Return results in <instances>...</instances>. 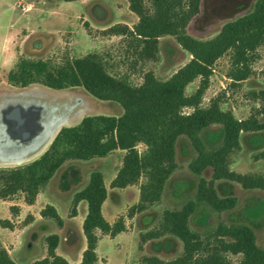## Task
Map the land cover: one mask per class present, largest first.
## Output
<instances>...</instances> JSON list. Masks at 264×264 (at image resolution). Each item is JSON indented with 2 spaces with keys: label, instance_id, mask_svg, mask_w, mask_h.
Returning <instances> with one entry per match:
<instances>
[{
  "label": "trees",
  "instance_id": "trees-1",
  "mask_svg": "<svg viewBox=\"0 0 264 264\" xmlns=\"http://www.w3.org/2000/svg\"><path fill=\"white\" fill-rule=\"evenodd\" d=\"M126 1L139 22L133 28L118 24L109 29L110 33L132 39L130 46L142 60H156L160 39L173 36L190 54V61L167 80L158 79L150 71L143 83L135 86L125 78L112 75L97 54L56 67L45 61L20 60L8 74L11 86L27 88L39 84L53 90L83 87L101 101L118 103L124 112L121 116L84 117L78 125L63 127L38 160L13 169H1L0 199L23 194L25 203L34 205L66 162L90 161L123 151L122 166L111 187L125 189L145 179L140 186V202L130 209L132 218L162 200L168 181L178 169V140L186 137L196 152L189 165L190 171L199 178L196 194L182 208L164 211L158 230L143 235L144 241L174 236L183 244V253L168 262L157 257L144 258V264H233L228 255L241 256L239 264H264V248L258 245L251 227L220 222L215 230L203 235L190 226L200 206L217 213L237 207V197L220 196L216 188L219 181L238 184L245 190H264V174H242L231 169L232 155L241 150L242 134L264 130V122L259 119L264 116V90L254 94L261 106L245 120L223 110L218 100L202 107L213 68L225 55L230 54L229 78L233 82H242L252 75V64L264 45V0H256L246 15L225 24L209 40L197 39L187 31L190 22L200 13L202 0ZM198 79V89L187 96L188 86ZM186 108L193 111L186 113ZM214 125L222 127L223 139L217 147L208 148L202 135ZM139 145L146 147L144 152L139 151ZM255 158L264 160V152ZM208 171L212 173L210 180L204 176ZM107 199L108 188L99 171L92 172L88 184L74 195L72 217L77 216L80 202L88 204L83 223L87 248L80 264L98 262V231L116 237L126 230L123 218L114 224L106 219L103 206ZM41 216L59 227L64 225L52 205H47ZM59 243L58 235L48 236L47 257L32 264H71L57 254ZM0 264L17 263L8 250L0 248Z\"/></svg>",
  "mask_w": 264,
  "mask_h": 264
},
{
  "label": "rangeland",
  "instance_id": "rangeland-1",
  "mask_svg": "<svg viewBox=\"0 0 264 264\" xmlns=\"http://www.w3.org/2000/svg\"><path fill=\"white\" fill-rule=\"evenodd\" d=\"M255 2L202 0L200 13L187 27L188 34L200 40L212 39L225 24L246 15ZM138 22V16L131 11L126 0H0V115L4 109L17 104L44 106L39 114L40 120L47 121L58 115L69 116V123L64 127L78 125L84 117L92 115L121 116L124 110L118 103L101 101L83 87L53 90L34 84L17 88L8 83V74L23 59L45 61L56 67L97 54L112 75L139 86L147 72L152 71L158 79L167 80L190 61V54L173 36L160 39L156 60H142L130 46L132 39L109 32L118 24L133 28ZM213 69L202 107L218 100L223 110L232 111L238 119L245 120L255 114L261 104L254 94L264 90V45L258 51V58L252 64L253 73L247 80L233 82L229 78L230 54L222 57ZM199 85L200 79L189 85L187 96L193 95ZM79 99L81 102L77 103ZM184 111L191 113L193 110L186 108ZM259 119L264 122V116H259ZM223 135L222 127L214 125L202 137L208 148H214L222 142ZM138 149L144 152L146 147L139 145ZM45 152L31 157L22 165L0 163V170L28 165ZM262 152L264 130L243 133L241 150L232 155L231 169L242 174H264V160L255 158ZM124 155L125 152L117 151L110 157L90 162H67L50 187L42 190L39 201L32 208L27 207L31 205L25 203L23 194L0 199V248L8 250L17 264H31L39 260L43 246L47 245V237L58 233V225L43 218L40 212L47 206L45 201L50 199L52 206H59V214L67 222L66 231L72 230L74 234L72 242H63L58 252L71 264H79V258L87 247L83 223L88 204L84 203L78 218L72 217L73 198L88 184L91 173L99 171L103 173L108 188V199L104 205L107 220L114 224L123 218L126 224V230L115 238L99 233V264H144V258L149 257L168 262L181 256L183 244L174 236L144 241L143 235L158 230L164 211L180 209L195 196L199 178L189 169L196 156L190 141L186 137L178 140V169L168 181L162 200L132 218L129 212L140 202V186L145 179L126 189L111 187ZM204 176L210 180L211 171ZM216 188L222 197H237V207L217 213L205 205L200 206L190 220L191 228L206 235L215 230L220 222L247 225L255 231L258 245L264 248V190H245L226 181L217 182ZM228 258L233 264H239L241 260V256L228 255Z\"/></svg>",
  "mask_w": 264,
  "mask_h": 264
},
{
  "label": "bare ground",
  "instance_id": "bare-ground-1",
  "mask_svg": "<svg viewBox=\"0 0 264 264\" xmlns=\"http://www.w3.org/2000/svg\"><path fill=\"white\" fill-rule=\"evenodd\" d=\"M80 102V99L77 100V103ZM43 108L44 106L17 104L2 111L0 115L1 164L22 165L31 157L42 154L52 144L59 131L69 123V116L58 114L57 117L41 121L39 114Z\"/></svg>",
  "mask_w": 264,
  "mask_h": 264
},
{
  "label": "crops",
  "instance_id": "crops-1",
  "mask_svg": "<svg viewBox=\"0 0 264 264\" xmlns=\"http://www.w3.org/2000/svg\"><path fill=\"white\" fill-rule=\"evenodd\" d=\"M117 152V151H116ZM115 153V152H114ZM113 154V153H112ZM111 154V155H112ZM111 155H109V157L111 156ZM108 157V158H109ZM107 158V159H108ZM96 159H103V158H96ZM93 160H95V159H93ZM93 160H90V161H93ZM90 161H85V162H90ZM69 162V161H68ZM67 163V162H66ZM65 163V164H66ZM64 164V165H65ZM63 165V166H64ZM57 174H58V172H57ZM56 174V175H57ZM56 175H55V177H56ZM54 177V178H55ZM54 178L50 181V183L47 185V187H50V185L52 184V182L54 181ZM90 179V178H89ZM105 179V178H104ZM105 183H106V181H105ZM106 186H107V184H106ZM130 187V186H129ZM129 187H127V188H129ZM126 189V188H125ZM41 194H42V191H41V193L38 195V197H37V201L36 202H38L39 201V198H40V196H41ZM76 194V193H75ZM45 203H46V205H51V204H53L52 203V201H50V199H47L46 201H45ZM85 203V201H82V202H80L79 203V205H78V214H77V217H75V218H78V216H80V212H81V210H82V208L84 207V204ZM87 203V202H86ZM36 205V204H35ZM35 205H31V206H27V207H30V208H32V207H34ZM105 205V204H104ZM54 207L58 210V212H60L59 211V206L58 205H54ZM43 210V208L40 210V212ZM103 213H104V215H105V211H104V206H103ZM88 214V213H87ZM87 214L85 215V217H84V220H85V218H86V216H87ZM106 217V216H105ZM36 219V221H38V218L36 217L35 218ZM107 219V218H106ZM51 221V220H50ZM64 221V225H63V227H59L58 226V233H57V235L60 237V243H59V247H60V245L64 242L65 244H70L71 242H72V238L74 237L73 235V232H72V230H69V231H66L68 228H67V222L65 221V220H63ZM111 224H113V223H111ZM100 231H98L97 232V234H98V236H99V241H100V239H101V236H100ZM120 235V234H119ZM107 236H109V235H107ZM118 236V235H117ZM116 236V237H117ZM109 237H111V236H109ZM111 238H115V237H111ZM58 247V248H59ZM87 248V247H86ZM28 249H29V247H28ZM30 250V249H29ZM59 250H60V248H59ZM58 249H57V254L58 255H60L59 254V251ZM86 250V249H85ZM84 253V252H83ZM63 255V254H62ZM97 255H98V253H97ZM61 256V255H60ZM45 257H47V245L46 246H43V249H42V252H41V257L39 258V260H41V259H44ZM62 257H64V256H62ZM65 258V257H64ZM82 258H83V255L79 258V262L81 263V261H82ZM67 261H68V259L67 258H65ZM37 261V260H36ZM35 262V261H34ZM34 262H32V263H34ZM69 262V261H68ZM99 262H100V258H99V256H98V262L96 263V264H99ZM31 263V264H32ZM70 263V262H69ZM79 263V264H80Z\"/></svg>",
  "mask_w": 264,
  "mask_h": 264
},
{
  "label": "built area",
  "instance_id": "built-area-1",
  "mask_svg": "<svg viewBox=\"0 0 264 264\" xmlns=\"http://www.w3.org/2000/svg\"><path fill=\"white\" fill-rule=\"evenodd\" d=\"M24 9H27V8H24Z\"/></svg>",
  "mask_w": 264,
  "mask_h": 264
}]
</instances>
